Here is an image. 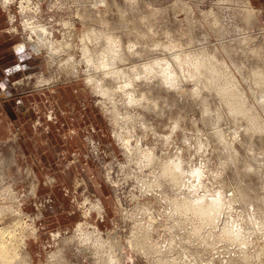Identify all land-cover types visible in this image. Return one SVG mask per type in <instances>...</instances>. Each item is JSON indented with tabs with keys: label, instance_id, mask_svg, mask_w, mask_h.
Listing matches in <instances>:
<instances>
[{
	"label": "rangeland",
	"instance_id": "rangeland-1",
	"mask_svg": "<svg viewBox=\"0 0 264 264\" xmlns=\"http://www.w3.org/2000/svg\"><path fill=\"white\" fill-rule=\"evenodd\" d=\"M94 1L24 0L20 5L18 0H0L6 12L4 27L21 44L14 45L5 60L17 52L20 57L30 52L32 59L37 56L36 66L15 79L16 88L6 95H42L41 112L54 122L48 127L50 146L64 149L60 138L68 136L66 152L73 150L60 161L48 157L51 167L41 168L31 163L32 147L25 141L21 140L23 152L18 144H0V179L4 175L5 181L0 182V207L6 205L0 210L2 224L20 216V208L18 231L25 235L31 264H264V79L259 75L264 73V26L255 10L245 6V0H106L105 5ZM24 19L51 28L58 49L52 65L45 49L28 40ZM88 25L102 30L93 34L86 31ZM85 43L92 51L98 43V63L108 57L113 65L155 59L158 63L152 62L155 68H128L124 73L129 81L105 80L100 88H91L81 60ZM108 46L119 50L122 58L103 55ZM203 53L207 62L197 68ZM92 75L99 78L101 73ZM222 89L228 92L227 100L220 98ZM232 97L246 113L229 109ZM46 123L42 117L41 125ZM119 123L141 147L169 158L180 153L185 180L192 186L174 188L162 175L158 193L142 191L150 169L142 168L138 155L129 156L119 143L114 134ZM191 167H197L199 177L192 175ZM63 169L70 176L66 184L56 178L49 181ZM182 188L187 198L203 197L220 205L215 220L193 236L191 215L174 214L161 194L181 196ZM49 195L51 199L44 201ZM62 197L68 201L62 203ZM97 200L105 206L102 215L89 209ZM39 202L46 204L41 207ZM78 222L89 230L97 227L103 237L112 233L127 257L110 261L105 243L95 262L84 249L90 242L81 246L75 236L63 243L65 236L75 234ZM194 222L198 225L196 217ZM223 226L239 240L219 235ZM146 227L148 239L141 236ZM56 232L60 234L53 236ZM18 258L7 264H20Z\"/></svg>",
	"mask_w": 264,
	"mask_h": 264
},
{
	"label": "bare ground",
	"instance_id": "bare-ground-1",
	"mask_svg": "<svg viewBox=\"0 0 264 264\" xmlns=\"http://www.w3.org/2000/svg\"><path fill=\"white\" fill-rule=\"evenodd\" d=\"M5 1L10 2L12 0H4V3ZM18 2L20 5H23L24 0H18ZM94 3L95 4L102 3L105 5L106 0H95ZM247 3L248 2L245 1L244 5L249 6L250 3L249 4ZM20 10L23 11V8H20ZM99 11L100 10L97 9V12ZM66 22H68L69 25L71 24L69 21H66ZM100 22L102 24L105 23L104 19H102V21ZM22 24H23V27L28 29L29 31L28 33L29 36H27L28 40H33L34 42H36V44L38 45L40 49H45L46 55L48 56V59H47L48 65L49 66L52 65L55 59L57 58L58 49L55 48V42L57 40L51 34V28L45 24L30 25V21L28 19H24L22 21ZM71 26L72 25H70L69 28L74 29ZM98 26L100 25H97V26L88 25L86 31H88L89 29L94 34L96 30H100V31L102 30V29H99ZM97 39L98 38H96V40H93V41L96 42ZM93 48H94V51H92L89 45L85 43L83 50H82V58H81V60L86 64L85 82L91 88H93L94 84L97 88H100L103 85V81L105 80H108L110 82L116 81V79H118L119 81H121V79L129 81L128 75L124 73V71H126L128 68H131L133 71H137L139 66L142 67L143 69H146L149 66L151 68H155L154 63L152 62L158 63V59H155V60H151L148 62H139L131 66L127 64L113 65L114 62H112V60L109 57L105 60H102L100 63H98L97 60L99 59V57L94 58V55L98 53V50H99L98 43L95 44ZM109 53H110V56H115L119 59H121L123 56V54L119 50H115L113 47H109V46H108V51L104 49L102 51V54L105 56H108ZM204 54L206 53L199 55L200 57L197 60L198 64L195 63L197 68H199L198 66L202 64L204 65V62H207V58ZM204 56L206 60H204ZM100 66L102 68H100ZM209 67L214 68V66L212 65H210ZM98 71H100L101 73V76L99 78L92 75V73L94 72L97 73ZM169 74L170 73L168 70L167 74L165 75V78L167 77V81H168ZM259 75L261 76L262 79H264L263 72H260ZM218 93L220 94L221 100H227V95H228L227 91L222 89V90H219ZM229 103H230L229 109L233 113L235 114L246 113V108L240 103L238 98L232 97L229 100ZM112 114L116 115L115 113H112ZM112 114L110 113V115L114 117ZM122 127L123 125L119 123V125L114 130V134L117 137L119 143L123 146L124 150L129 153V156L133 157L134 155H138V162L142 168L147 167L150 169L149 170L150 172L147 175L150 177V179L148 181H143L142 191H145V192L151 191V192L158 193L161 190L160 185L162 181L160 179V176L162 175L166 177V179H168L171 184H173L174 188H177L179 186H186V185L189 187L192 186V182H186L185 180L186 168L183 164V158L181 157L180 153L174 158L161 156L152 147H147V146L141 147L139 144L134 143V141L127 136L129 134L126 131H123ZM217 135H219V132L217 133ZM163 159H167V160H163ZM157 165H159V167H157ZM196 170H197V167L190 168L191 173H193ZM199 175H200V171H198L195 177H199ZM3 178H4V175L0 179L1 184L5 182L2 180ZM180 190L182 191L181 196L170 197V196H167L163 191L161 192V194L162 196L165 197L166 200H168L169 204H171L172 211L174 214H179V215L190 214L191 215V219H190L191 233L193 236L197 232H200V229L204 224L212 223L215 220L220 210V205L217 202L203 199V197H200V199L198 200L187 198L185 193L183 192V188ZM13 198H15L16 200L20 199L19 195L17 196V194H14ZM22 201H23V198H22ZM5 206L0 207V210H4ZM18 209L20 208L17 207L16 212H17V215L20 214V216L16 217L15 220H13L12 222L8 224H2L3 221L2 219H0V264H7L10 261H12V259H19L18 257H20V260H19L20 264H31L32 263V258L27 253L28 250H26L25 238H24L25 235L21 234L18 231L19 225L22 223L21 220L23 219L22 217L23 213L21 214L18 211ZM89 209H94V210L96 209L99 213H101L102 211L105 210V206L101 200L99 201L97 200L96 202L91 201V204L89 205ZM195 217L197 218L198 225H196L194 222ZM92 228L93 229L89 230L87 228V224H85L84 222H78L75 234L70 235V236H65L64 239L62 238L63 243L67 242L69 244V241L73 240L75 236L76 238L79 236L78 240L81 242L80 244L81 246H83L82 245L83 243L90 242L92 245L88 246L89 245L88 244L85 246L84 249L89 250V252L94 256L95 262L99 261V259L101 258V254H100L101 246L105 243H107V246H108L107 250H109L108 255L110 257V261L114 263H118L122 259H125L127 257V253L122 252V249L124 248V246L122 245L120 241L116 240V237L113 236L112 233L107 232L106 237H103L102 233L99 231V229H97V227L93 226ZM147 228L148 227H146L144 231L142 230L141 232L142 237H146L148 235ZM59 234L60 232H56V233H53L52 235L56 236ZM219 235L229 240H232V241L239 240L238 234L234 233L227 226H223V229ZM147 239H148V236H147ZM129 243L128 245H130ZM155 246H156V243H154L153 247ZM153 249L156 250V247ZM61 251L62 250H56V252H58L60 256L62 255ZM53 254H55V251ZM22 259H23V262L21 263ZM56 261H58L57 257H55V262ZM66 264H74V263H71L70 261H66ZM163 264H178V262L177 261H173V262L163 261ZM191 264H194V263H191Z\"/></svg>",
	"mask_w": 264,
	"mask_h": 264
},
{
	"label": "crops",
	"instance_id": "crops-1",
	"mask_svg": "<svg viewBox=\"0 0 264 264\" xmlns=\"http://www.w3.org/2000/svg\"><path fill=\"white\" fill-rule=\"evenodd\" d=\"M245 1L248 2L247 4L250 3L249 6L251 9L255 10L258 22L260 25L264 26V0ZM5 21L6 12L0 6V144L5 145L9 142L18 144L19 150L23 152L21 147L22 143L25 141L30 147H32L31 151L33 153V161L31 160V163L36 164L37 162L41 168H50L51 163H48V157H52V155L54 157L57 156L56 160L60 161L63 157H65L64 155L66 153H71L72 155L73 150L66 152L68 150L66 149L69 142L68 136H65V138L62 136V139L59 137L62 142L65 141L64 149L50 146V142L52 141V130L49 131L48 127L54 124V122L51 121L52 117L50 118L49 116V118H45V112H41V106L43 107V104L45 105V103H41V100H43L42 95L40 97H31L26 95L21 97H7V91H13V89L16 88L15 79L21 76V74H23L26 70L32 69L36 66L37 56L32 59L30 52L28 55L26 54L28 57L24 55L20 57L17 52L14 56H11V60H5L7 53L10 51L12 53V50L15 47L14 45L18 48H20L21 45L18 37L14 36V34L5 29ZM6 97L9 99L6 100ZM42 117H44V121L48 122L46 123L47 125H41ZM63 121L66 122L68 120L63 118ZM16 133L19 135L18 137L16 136ZM21 140H23V142ZM43 144H45V149H42ZM18 155L22 157L21 154ZM44 161L47 163L40 165V163ZM18 167L20 166L18 165ZM65 169H63L62 172H56L55 177H50L49 181L52 182L56 178L58 181L62 180L60 182L61 184H66V180H68L70 176L68 171ZM37 174L40 176L38 172ZM44 182L46 183V180H44ZM49 199H51L50 195L43 200L46 201ZM43 200L41 199L40 201L42 202ZM60 200H62V203H66V201H68L65 197L60 198ZM41 202H39L38 206L41 204L40 206L44 207L46 203L42 204ZM53 211L55 210L52 209V212Z\"/></svg>",
	"mask_w": 264,
	"mask_h": 264
},
{
	"label": "snow or ice",
	"instance_id": "snow-or-ice-1",
	"mask_svg": "<svg viewBox=\"0 0 264 264\" xmlns=\"http://www.w3.org/2000/svg\"><path fill=\"white\" fill-rule=\"evenodd\" d=\"M199 170H196V171H194L193 173H192V175H196L197 174V172H198Z\"/></svg>",
	"mask_w": 264,
	"mask_h": 264
}]
</instances>
